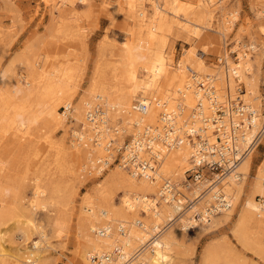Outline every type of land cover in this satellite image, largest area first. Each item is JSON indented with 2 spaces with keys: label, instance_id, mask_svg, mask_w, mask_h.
<instances>
[{
  "label": "bare ground",
  "instance_id": "6f19581e",
  "mask_svg": "<svg viewBox=\"0 0 264 264\" xmlns=\"http://www.w3.org/2000/svg\"><path fill=\"white\" fill-rule=\"evenodd\" d=\"M226 3V0H221V5L215 6V0H196L195 3L163 0V3H153V12L149 14L144 0H122L116 10L122 12L123 5L128 6L125 13L130 22L123 27L131 35L129 40L123 41L122 53L128 65L126 71L98 61L87 93L77 100L80 83L76 80V67L72 63L56 65L46 71L38 60L17 56L5 67L0 76V137L8 133L20 135L24 125L41 118L43 127H48L51 122L61 124L71 139L68 146L61 140L57 144L50 142L54 152L40 162L32 179L27 180L25 175L18 174L7 179L0 177V264H46L47 250L52 246L50 238L62 235L68 228V207L77 193L76 185L83 181L85 171L90 172L94 168L97 175L110 170L82 200L77 215L80 241L74 264H188L191 245H188L187 238L191 230H203L223 222L233 214L234 205H240L239 217L232 228L234 235L243 245L264 254V203L256 197L264 196V158L250 182L252 193L242 199L254 162L252 154L261 142L263 145L259 152L264 153V92L261 84L264 73V0H253L258 19L256 28L252 24L241 25L231 42L228 36L234 32L239 10L227 7ZM218 8L221 13L217 12ZM205 29L218 33L208 36L204 34ZM247 36L250 40L246 39ZM178 39L188 43L205 39V42L200 43L203 45L200 48L193 44L186 48L183 56L173 65L175 53L172 48ZM234 41L235 45L231 48ZM248 46L254 47L253 53L247 51ZM231 50L238 52L239 60L236 62L229 55ZM208 52L218 54L223 63L235 66L238 78L233 74L226 75L224 66L218 62L207 64L203 56ZM110 73L115 83L108 79ZM206 74L212 77L220 101H225L226 93L234 98L237 94L235 89L243 82L246 92L242 98L254 110V122L245 125L237 143L223 146L224 151L232 148L230 153L240 157L239 163L223 179L220 174L216 175L219 181L213 182L211 190L200 199V206L211 200L215 203L214 212L204 210V214L211 218L205 216V221L201 222L192 211L178 214L182 207L177 202L181 197H175L168 191L167 198H161L163 179L173 180L177 188L186 194L197 192L189 191L184 183L170 175L174 173L185 180L186 171L193 164L194 147L190 141L175 148L168 147L162 138L155 142L156 149L164 155L156 170V178L132 173L120 163L112 168V158L106 145H103L107 141L105 138L109 137L110 128L88 120L87 112L100 100L105 123L111 122L112 126L124 130L116 137L121 144L127 132L133 133L135 140H139L148 128L161 133L163 105L169 112L175 113L179 129L196 131L203 124L196 111L201 98L196 83ZM134 99L147 102L148 111H135ZM209 102L207 99L203 101L202 114L210 113ZM62 106L73 107L70 112L74 122L71 131L65 125L68 112H63L60 109ZM242 119H247V115ZM232 122L237 123L238 119L229 121L226 131L230 130ZM205 125L212 135V125ZM261 130L263 132L256 141ZM218 139L219 136L212 135L210 142ZM28 184L33 186V195L29 199L23 192ZM221 194L226 198L230 196L233 206L215 213L219 210L216 202ZM38 208L55 212L46 222H39L35 216ZM169 221L171 223L163 228L162 225ZM122 226H125L124 230L120 229ZM101 228H107L105 235L100 233ZM117 247L120 252L109 261H92L93 254L110 253ZM219 247L207 248L203 264H237L232 258L228 240Z\"/></svg>",
  "mask_w": 264,
  "mask_h": 264
},
{
  "label": "rangeland",
  "instance_id": "374dc122",
  "mask_svg": "<svg viewBox=\"0 0 264 264\" xmlns=\"http://www.w3.org/2000/svg\"><path fill=\"white\" fill-rule=\"evenodd\" d=\"M121 1L0 0V76L5 67L17 56H21L25 60H38L46 71L52 70L56 65L72 63L76 67V80L80 83L76 96L77 100L82 94L87 93L86 91L90 87L94 68L98 61L101 60L105 65L119 66V69L126 71L128 65L122 53L123 41L129 40L131 35L123 26L130 22V18L125 13L128 7L125 4L121 10L122 12L116 10V6H119ZM157 1L163 3V0H144L149 14H152L154 9L153 3ZM183 1L195 3L196 0ZM226 2L227 7H235L239 10L236 23L234 24V32H232L231 36H228L229 42H231L235 40L237 31L241 25L250 26L252 24L251 26L256 28L258 19L255 14L253 0H226ZM220 5L221 0H215V6ZM117 12L118 14H116ZM217 12L221 13L220 9ZM67 13L69 14L67 15ZM113 14L116 18H113ZM63 21L65 22L63 23ZM72 25L73 29H70ZM216 33L218 32L213 29L204 30V34H208V36L215 35ZM246 39L250 40L248 36ZM200 40H194V42L192 41L193 43H188L183 39L175 40L172 48L175 53V63L173 61V65H176L178 60L183 56V51L192 46V44L196 48L202 47L203 45H200V43L204 44L203 41L205 39L203 41ZM234 43L235 41L231 44L232 47L235 45ZM171 45L172 42H170L167 48L169 52L171 51ZM221 45L223 46V43ZM217 56L218 54L216 53L208 52L203 58L207 64L214 65V62H218ZM108 79L115 83L112 73L108 75ZM261 84L262 91L264 92V73ZM60 109L62 110V107ZM36 120L30 125H24V130L20 135L8 133L0 137V166L3 162V168L0 167L1 178H13L18 174L17 176L25 175V178L30 180L35 176L34 171H36L40 162L45 159V156H49L54 152L55 148L51 147L50 142L57 144L61 140L67 146L70 144L71 135L66 133L65 128L61 124L51 122V125H48V127H43L41 118L39 121L38 118ZM65 125L71 131V125H74L71 116L67 118ZM261 145H263V142L258 145L252 154L254 155V162L247 180L248 182L246 183V191L242 194L243 200L252 193L250 182L257 173L258 166L264 158V153L259 152ZM115 164H112L110 167L113 168ZM109 170L107 169L104 174L100 175H97L96 168L93 171H85L83 173V181L76 185L77 193L73 198L74 203L72 202L68 207L70 217L68 230H65L64 235L52 236L50 238L52 246L47 250L46 264H74L77 246L80 241V236L77 233V215L82 205V200L87 193L107 176ZM170 175L176 181L184 183V178L180 175H175L174 173H170ZM23 192L27 199H29L33 195V186L31 184L25 185ZM259 196L256 195L258 199ZM232 210L233 214L231 217L213 227L203 230L193 228L191 230L187 238L188 245H191L190 261L188 264H203V255L207 248L219 249V246L224 244L226 240L231 243L232 258L235 259L237 264H264V254L258 253L256 249L250 246L243 245L234 235L232 228L239 217L240 205H234ZM54 212L53 210L38 208L35 216L39 222H46L48 217L53 215ZM262 238L264 240V236Z\"/></svg>",
  "mask_w": 264,
  "mask_h": 264
},
{
  "label": "built area",
  "instance_id": "2783aa9c",
  "mask_svg": "<svg viewBox=\"0 0 264 264\" xmlns=\"http://www.w3.org/2000/svg\"><path fill=\"white\" fill-rule=\"evenodd\" d=\"M231 46V45H230ZM230 48V47H229ZM232 48V46H231ZM247 51L254 52V47L247 48ZM229 55L232 61L236 62L239 60L237 51H230ZM217 57L218 64L224 66L226 75L233 74L238 78L237 68L232 66V64L223 63L221 58ZM196 79V77H193ZM212 77L209 75H204L201 79L197 80L198 92L200 94L199 105L196 108L197 114L203 119L202 127L196 131H186L179 129L176 125L175 113L169 112L167 106L163 105V110L161 111V133L154 132L153 128L145 129L147 131L140 135L139 140L134 139V134L127 132L128 136L124 143H119L118 137L120 133H123V129L119 126H112L111 122H106L102 117L105 113L102 112L103 106L98 102L94 103L89 107L87 112L88 120L95 121L97 124H105L109 127L108 130L109 137L105 138L104 146L106 145L108 152L111 156V163H120L125 168L130 170L132 173L145 175L147 177L156 178V170L160 163L162 162L164 155L160 150L155 147V142L161 138L170 148L178 147L184 144L186 141H190L193 144L192 166L186 171V178L184 180L185 187L194 194H186L182 189L177 188L173 180L163 179L164 184L161 186L162 195L161 198H167L168 191L169 194H173L175 197H181L178 203L181 204V211L178 210V214L186 213L192 211L195 218L201 222L205 216L211 218L210 215H205L204 210H209V212H214V202H207L204 206H200V199L207 195L208 191L214 186L213 182H218L219 178L216 175L220 174L222 179L224 176L230 174V171L234 169L239 163V156L234 153H230L232 148H228L226 151L223 150V146H231L238 142L241 138L244 127L252 125L254 122L253 112L249 104L245 102L242 95L246 92V87L243 82L239 83V86L235 89L236 96L232 98L231 94L226 93L225 101H220L218 98L217 87L213 84ZM209 100V114H202L204 111V100ZM72 106H62L63 112H68V118L71 116ZM133 109L140 113H146L149 109V104L145 101L135 100L133 104ZM244 115H247V119H242ZM238 119V122H232L230 130H225L227 123L231 120ZM249 119V120H248ZM248 120V122H247ZM206 123L212 125V135L219 136L218 141L211 143L210 138H212L209 127H205ZM264 130V127L262 128ZM261 130L256 136L255 140L261 136L263 132ZM113 133V135H112ZM225 133V134H224ZM224 134V136H222ZM99 135L101 133L99 132ZM226 135V136H225ZM230 139L231 141H228ZM220 141V142H219ZM222 142V146H219ZM255 142V141H254ZM130 145V146H129ZM143 153H142V152ZM147 153V155H140ZM239 157V158H238ZM210 182V184H208ZM204 183L203 187L200 185ZM230 197V196H229ZM228 196L221 194L217 198V204L219 210L215 213H221L225 210L230 209L233 206V200ZM230 200V202L228 201ZM259 200L264 203V196H259ZM199 207V209H198ZM214 207V208H213ZM210 220V219H209ZM169 223H165L163 228L167 227ZM121 230L125 229V226L120 227ZM107 228H101L100 233L105 235L107 233ZM160 232V231H159ZM120 249L117 247L110 253L105 254H93L91 259L93 262L102 263L103 261H109L112 257L119 253Z\"/></svg>",
  "mask_w": 264,
  "mask_h": 264
}]
</instances>
